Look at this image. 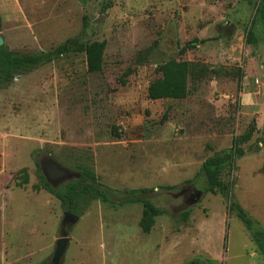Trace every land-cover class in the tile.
I'll use <instances>...</instances> for the list:
<instances>
[{"label":"rangeland","instance_id":"1","mask_svg":"<svg viewBox=\"0 0 264 264\" xmlns=\"http://www.w3.org/2000/svg\"><path fill=\"white\" fill-rule=\"evenodd\" d=\"M263 1L0 0V35L13 51L106 41L100 71L73 52L0 83V264H51L68 209L44 184L46 161L68 169L49 180L63 189L79 157L116 191L154 188L149 197L167 212L144 232L141 202L92 200L67 227L61 264H264L230 209L235 200L264 228ZM171 59L189 64L186 94L149 98ZM251 131L223 174L229 197L208 191L204 161ZM195 190L201 199L189 204Z\"/></svg>","mask_w":264,"mask_h":264},{"label":"trees","instance_id":"2","mask_svg":"<svg viewBox=\"0 0 264 264\" xmlns=\"http://www.w3.org/2000/svg\"><path fill=\"white\" fill-rule=\"evenodd\" d=\"M259 11H263L264 15V1L259 6ZM89 24V22H86V27ZM247 41L253 44L258 43V37L253 29L248 30ZM105 49V40H87L81 36L69 38L50 50L37 53L16 52L3 44L0 45V83L10 82L19 74L53 62L59 57L73 52H85L88 70L92 72L100 71L104 65ZM161 71L162 76L149 85V98L162 99L171 94L184 96L186 93L183 88L186 86L189 74L188 62L171 59L161 66ZM252 131L235 137L233 147L214 154L204 161L201 171L205 176L208 191L218 190L229 197L230 185L223 180V174L228 168L235 166L236 159L245 155L242 144L251 138ZM75 165L77 176L70 179L63 189L54 187L47 177L43 176L45 186L61 198L68 211L80 215L89 203L95 199L118 203L141 202L144 205V212L140 225L144 232H150L155 225L156 217L167 212L166 209L156 205L149 197L154 188L141 187L119 192L98 179L92 158L79 157ZM230 209L236 212L251 232L253 239L264 251V228L235 200H231ZM189 216L190 210H185L181 214L184 221H187Z\"/></svg>","mask_w":264,"mask_h":264},{"label":"water","instance_id":"3","mask_svg":"<svg viewBox=\"0 0 264 264\" xmlns=\"http://www.w3.org/2000/svg\"><path fill=\"white\" fill-rule=\"evenodd\" d=\"M102 18H97L95 22H100ZM4 39L0 35V45H3ZM45 175L48 180L52 179H62V178H68L69 172L68 169L63 167L62 165L58 164L52 159H49L46 161L45 166ZM202 196L201 190H195V193L193 194L192 199L189 200V204L197 203L200 201ZM80 219V215L76 214L71 211H65L64 213V219H63V230L61 232V236L57 240V246L54 251V255L51 261V264H61L62 260L65 256V253L67 251L69 242L71 240L69 234V231L67 229L68 225H73L78 222Z\"/></svg>","mask_w":264,"mask_h":264},{"label":"crops","instance_id":"4","mask_svg":"<svg viewBox=\"0 0 264 264\" xmlns=\"http://www.w3.org/2000/svg\"><path fill=\"white\" fill-rule=\"evenodd\" d=\"M252 94H254V92H250L249 90H246L243 95H251V97H253V99H254L255 96L254 95L252 96ZM2 264H12V263L7 262V259L4 257L2 260Z\"/></svg>","mask_w":264,"mask_h":264},{"label":"flooded vegetation","instance_id":"5","mask_svg":"<svg viewBox=\"0 0 264 264\" xmlns=\"http://www.w3.org/2000/svg\"><path fill=\"white\" fill-rule=\"evenodd\" d=\"M184 192H186V190H184L183 193H184ZM192 197H193V196H192ZM192 197H190V199H192ZM190 199H189V200H190Z\"/></svg>","mask_w":264,"mask_h":264}]
</instances>
